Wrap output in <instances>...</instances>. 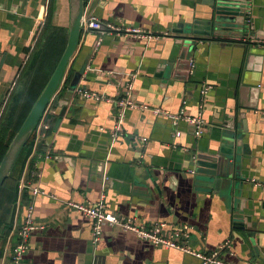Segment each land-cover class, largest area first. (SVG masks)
<instances>
[{"label":"crops","instance_id":"crops-1","mask_svg":"<svg viewBox=\"0 0 264 264\" xmlns=\"http://www.w3.org/2000/svg\"><path fill=\"white\" fill-rule=\"evenodd\" d=\"M245 2L264 37V0ZM86 5L105 33L82 32L69 82L64 78L50 102L49 128L41 137L36 127L0 191V264L9 259L29 210L44 227L30 237L26 264H203L193 252L215 251L227 264H264V38L225 37L186 51L175 28L204 16L209 7L203 1ZM50 7L51 0H0V126L8 128L7 150L48 82L43 86L42 70L49 65L54 71L68 41L70 0H55L52 26ZM62 21L64 42L60 36L50 52L48 35L34 51L41 24L45 31ZM131 27L142 34L125 30ZM130 81L138 106L120 122L117 100ZM204 84L211 89L203 95ZM78 88L106 98L86 99ZM182 111L202 113L201 135L168 116ZM227 133L240 139L228 147L240 148L245 176V189L233 198L199 185L194 164ZM26 181L43 192L22 187ZM102 197L109 210L138 225L164 223L166 234L181 230L178 241L192 253L110 224L94 242L91 218L69 202Z\"/></svg>","mask_w":264,"mask_h":264},{"label":"water","instance_id":"water-1","mask_svg":"<svg viewBox=\"0 0 264 264\" xmlns=\"http://www.w3.org/2000/svg\"><path fill=\"white\" fill-rule=\"evenodd\" d=\"M199 1L207 4L209 7L207 13L202 17L193 18L191 23L186 24L183 29L175 28V31L182 33L178 41L187 46L186 51H192L196 45L211 42L214 39L224 41L225 37L264 38L256 30L250 7L245 0ZM86 6V0H70L69 36L66 47L47 84L37 97L0 162V191L48 105L61 87L82 37ZM63 112L64 110L62 114ZM215 140L218 144L213 147V152L209 153L208 148L206 152L196 156L194 161L199 185L211 191H221L222 195L233 198L234 195H238L240 188L245 189V176L243 164L238 156L241 152L240 148L233 150V147H228V145H234L235 142L238 144L240 139H235V135L227 133Z\"/></svg>","mask_w":264,"mask_h":264},{"label":"built area","instance_id":"built-area-1","mask_svg":"<svg viewBox=\"0 0 264 264\" xmlns=\"http://www.w3.org/2000/svg\"><path fill=\"white\" fill-rule=\"evenodd\" d=\"M125 30H127L128 33H133L137 35L142 34V30L138 28L131 27V28H126ZM86 31L87 32L99 31L100 33L104 34L105 33L104 23L95 15L84 13L83 32ZM101 41L102 39L99 38L97 40L96 45H99ZM192 65H193V61H192ZM131 87H132V81L128 83L129 89L126 91L124 96L120 97L117 100V115L119 117L120 122L122 121L128 109H132L138 106V103L135 101V99L132 96ZM210 89H211L210 84H204L202 87V94L203 95L206 94ZM77 93L81 94L86 99L91 98L95 100H102L103 98H106L105 95H103L102 93L91 91L88 89L84 90L82 88H78ZM49 107L50 104L48 105L45 113L43 114L38 124L37 133L41 135V137L44 135L43 129L49 128V125L46 122L47 112L51 110V108ZM155 112L160 113L161 110L156 109ZM168 116L174 120L175 124H178V122L180 121L190 123L195 127L197 135L202 134V129L205 124L202 113H199L197 115H190L182 111L177 114L168 113ZM177 135H180V132H177ZM143 140H147V138H144ZM22 187L31 188L34 194L43 192L40 186L32 187L31 185L28 184V181H26L22 185ZM69 205L78 210L83 211L88 217L91 218L93 224L92 236L94 242H97L100 236L102 235L104 225L110 224V225L122 227L125 230H133L137 232L139 236L151 241L155 245H166L168 247H177V248L186 249L184 244H181L178 241L183 233L181 232V230L175 232L174 234H166L163 232L164 223L158 224L154 227H145L143 225H138L132 219L121 217L120 215L113 213L111 210H109L104 197H102L99 201L95 203L70 201ZM31 212L32 211L29 210L24 223L17 230L16 232L17 240L11 248L10 257L7 261H5V264H26L25 254L30 247V237L35 230L44 227V225H39L34 221ZM184 235L187 236V233H184ZM229 244L226 243L222 247L227 246ZM186 250L187 252L192 253L190 249L187 248ZM193 254L198 258H200L203 264H227L219 257V251H215L212 254H204L200 252H193Z\"/></svg>","mask_w":264,"mask_h":264},{"label":"rangeland","instance_id":"rangeland-1","mask_svg":"<svg viewBox=\"0 0 264 264\" xmlns=\"http://www.w3.org/2000/svg\"><path fill=\"white\" fill-rule=\"evenodd\" d=\"M85 13H86V9H85ZM62 24H65V21H62V22H60V26H57V27H52V29H51V27H50V29L47 31V34H46V36H48L49 35V37H50V39L53 41L52 42V47L51 46H49V51L51 52V51H53L54 50V48H55V44L56 45H58L59 44V42H60V40L61 39H59L60 38V36L62 37L63 35H64V33L66 32V30H65V28L63 29V26L65 27L66 26V24L65 25H62ZM44 28H43V25L41 24V26H40V28H39V33H38V38L36 39V42H35V44H34V51H36L37 49H39L38 47H37V45L39 44V42L41 41V39H42V36H43V34H44ZM53 32V33H52ZM62 42H64L63 41V37H62V41H61V43ZM44 52H46V47H45V50H44ZM42 59V58H41ZM35 66V65H34ZM33 66V67H34ZM45 69L44 70H42V73H41V77H40V80H41V82H42V84H43V82H44V79H47V77H48V79H49V77H50V74H52V73H50V71L52 70V72H53V68H50V69H47V68H49V65H47V66H45L44 67ZM50 73V74H49ZM44 74H45V76H44ZM44 76V77H43ZM48 79L46 80V81H48ZM46 83V82H45ZM45 83L43 84V86L45 85ZM38 86H39V84L36 86V87H34V88H32V90H31V94H30V97H33L32 95H35L36 94V91H37V89H38ZM36 89V90H35ZM35 90V92L32 94V92ZM41 93V92H40ZM39 94V93H38ZM39 96V95H38ZM37 99V98H36ZM35 100V99H34ZM36 101V100H35ZM30 102V101H29ZM35 103V102H34ZM27 106H28V104H27ZM24 108H26L25 106H24Z\"/></svg>","mask_w":264,"mask_h":264},{"label":"trees","instance_id":"trees-1","mask_svg":"<svg viewBox=\"0 0 264 264\" xmlns=\"http://www.w3.org/2000/svg\"><path fill=\"white\" fill-rule=\"evenodd\" d=\"M54 2H55V0H51V7H50V13H49V26H52V23L53 22H51L52 21V15H53V8H54ZM50 28H46L45 29V32H44V34H43V36H42V40L44 39V37L46 36V34H47V31L49 30ZM40 43V42H39ZM41 44V43H40ZM40 44H38L39 45V47H40ZM37 45V46H38ZM72 68H70L69 70H68V73H67V75H66V77H65V80H64V85L65 84H68V82H69V79H70V77H71V75H72ZM49 119V118H48ZM49 122H51V118L49 119ZM7 133H8V128L7 127H3V126H0V161L2 160V158H3V156H4V154H5V152H6V150H7V146H8V143H7V141H6V138H7ZM32 145V141H29L28 143H27V145H26V148L27 147H30ZM6 234V233H5Z\"/></svg>","mask_w":264,"mask_h":264}]
</instances>
